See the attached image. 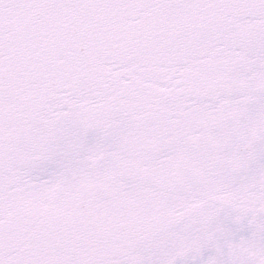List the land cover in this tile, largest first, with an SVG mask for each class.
<instances>
[{"label":"snow or ice","instance_id":"obj_1","mask_svg":"<svg viewBox=\"0 0 264 264\" xmlns=\"http://www.w3.org/2000/svg\"><path fill=\"white\" fill-rule=\"evenodd\" d=\"M0 264H264V0H0Z\"/></svg>","mask_w":264,"mask_h":264}]
</instances>
